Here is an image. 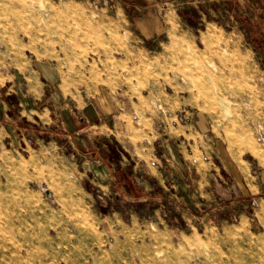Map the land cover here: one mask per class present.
<instances>
[{"label":"rangeland","instance_id":"rangeland-1","mask_svg":"<svg viewBox=\"0 0 264 264\" xmlns=\"http://www.w3.org/2000/svg\"><path fill=\"white\" fill-rule=\"evenodd\" d=\"M146 3L0 0V264H264V0ZM101 94L116 181L63 127Z\"/></svg>","mask_w":264,"mask_h":264},{"label":"crops","instance_id":"crops-1","mask_svg":"<svg viewBox=\"0 0 264 264\" xmlns=\"http://www.w3.org/2000/svg\"><path fill=\"white\" fill-rule=\"evenodd\" d=\"M120 1L124 5L127 6L131 5L135 7V10H140L143 7L147 8L146 2H148V0H120ZM213 29H215L214 25H209L205 32L208 33ZM17 66L19 69L25 71L29 66V61L22 60L17 64ZM29 79L32 85L39 82V79L36 78L34 75H31ZM99 80L105 81V79L104 78L102 79V77H100ZM64 81L66 84L68 83V78L66 76H64ZM67 91L69 93V90ZM115 113H116V105L114 100L111 97L107 96L106 94H101L99 95V97L93 99V101L91 100L86 101L82 109L77 111V116L70 115L71 117L67 118L66 122L63 121V127L72 137L76 150L81 155L84 156L88 155L95 160L93 163L94 165L92 166V168L95 169V173H94L95 177L100 179L99 177L101 175L100 172L104 171V173L106 174L105 178L110 177V181L118 180L117 178L113 179L115 169L111 166H106V168H104L102 165L103 162H99L98 158H101L100 157L101 154L99 153V150L102 147V142H103L102 148H104L102 155L105 158L107 157L113 158L114 156L113 147L107 143L106 138L102 139V137L107 136L105 130L111 128L112 126L111 117ZM75 116L79 121H76ZM215 152L216 155L221 158V162H222L221 165L223 169L226 171L227 176L229 177V179H231V181H236L237 183H239V181L241 180L242 181L246 180L245 179L246 175L244 176L242 169L245 171L248 177L251 176L248 162L244 160L242 156L237 157V160L240 163L239 165L233 158L229 157L226 154L224 148H220L218 145H216ZM256 156L262 158L263 153L259 152V155ZM240 166L242 167V169ZM196 205L199 206L198 203Z\"/></svg>","mask_w":264,"mask_h":264},{"label":"water","instance_id":"water-1","mask_svg":"<svg viewBox=\"0 0 264 264\" xmlns=\"http://www.w3.org/2000/svg\"><path fill=\"white\" fill-rule=\"evenodd\" d=\"M49 194V192H47Z\"/></svg>","mask_w":264,"mask_h":264},{"label":"bare ground","instance_id":"bare-ground-1","mask_svg":"<svg viewBox=\"0 0 264 264\" xmlns=\"http://www.w3.org/2000/svg\"><path fill=\"white\" fill-rule=\"evenodd\" d=\"M21 248V247H20Z\"/></svg>","mask_w":264,"mask_h":264}]
</instances>
